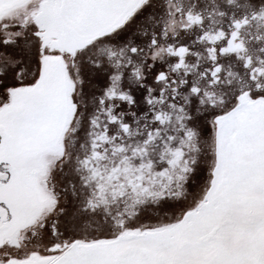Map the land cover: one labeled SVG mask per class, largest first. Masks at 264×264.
<instances>
[{"label": "snow or ice", "instance_id": "snow-or-ice-1", "mask_svg": "<svg viewBox=\"0 0 264 264\" xmlns=\"http://www.w3.org/2000/svg\"><path fill=\"white\" fill-rule=\"evenodd\" d=\"M0 264H264V0H0Z\"/></svg>", "mask_w": 264, "mask_h": 264}]
</instances>
